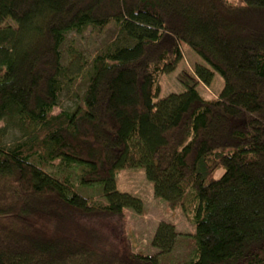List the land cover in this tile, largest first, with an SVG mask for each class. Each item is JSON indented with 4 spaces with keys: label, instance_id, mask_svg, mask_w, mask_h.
I'll return each mask as SVG.
<instances>
[{
    "label": "trees",
    "instance_id": "16d2710c",
    "mask_svg": "<svg viewBox=\"0 0 264 264\" xmlns=\"http://www.w3.org/2000/svg\"><path fill=\"white\" fill-rule=\"evenodd\" d=\"M111 25L93 61H64L68 35ZM185 44L205 66L161 98ZM215 73L224 88L204 99ZM82 76V105L55 114ZM1 122L0 264H162L182 235L160 222L158 254L134 251L125 210L144 202L118 190L125 169L193 222L187 264H264V0H0Z\"/></svg>",
    "mask_w": 264,
    "mask_h": 264
},
{
    "label": "rangeland",
    "instance_id": "374dc122",
    "mask_svg": "<svg viewBox=\"0 0 264 264\" xmlns=\"http://www.w3.org/2000/svg\"><path fill=\"white\" fill-rule=\"evenodd\" d=\"M8 23L11 24L9 21ZM118 27L111 25L102 33H92L91 31L84 33V35L73 33L67 36L65 43L64 61L68 62L70 52L77 51L82 60L87 63L93 61V58L105 50L108 44L113 43L117 38ZM184 59L178 65L177 70L172 74H164L161 76V98H165L170 94L184 93L187 91L183 75L194 77L195 68L197 65L205 66L202 58L195 54L194 51L185 44L183 47ZM69 52V53H68ZM85 82L83 76L76 81V85L72 92L67 93L61 100V107L54 110L55 114L61 111L74 110L78 105H82L83 91L85 89ZM197 88L204 99L217 98L224 88L223 77L215 73V78L209 87L202 82L197 84ZM5 123H0V128L4 127ZM19 133L12 131L8 137V141L14 137H18ZM56 166H46L45 171L56 178H66L71 176L72 182L75 184L77 193L81 194L90 200L92 199L97 204H106V200L101 193V185L81 186L77 181V173L72 170L62 172ZM116 181L118 190L122 193L126 192L132 196H136L144 202L143 214L134 213L130 209L125 210V236L128 237L134 251L144 255H156L158 250L152 245L155 237V232L160 222L172 223L176 226L177 232L182 236L177 241L175 250L166 256L161 257L162 264H187L195 258L197 244L195 240L190 237L195 234V226L191 222L186 213L182 209L172 210L169 208L167 202L156 199L154 195L153 185L149 182L145 173L141 170L125 169L117 172Z\"/></svg>",
    "mask_w": 264,
    "mask_h": 264
}]
</instances>
